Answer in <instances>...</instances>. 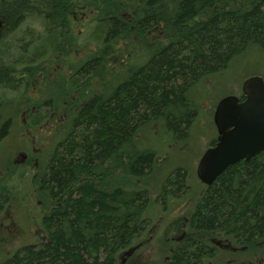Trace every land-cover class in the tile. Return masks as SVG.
Wrapping results in <instances>:
<instances>
[{"label":"trees","instance_id":"trees-1","mask_svg":"<svg viewBox=\"0 0 264 264\" xmlns=\"http://www.w3.org/2000/svg\"><path fill=\"white\" fill-rule=\"evenodd\" d=\"M252 45L264 51V0H0V116L12 137L52 149L36 184L40 236L6 264L123 259L160 214L153 194L178 196L186 178L176 168L153 184L143 140L157 121L188 131L192 88ZM188 217L164 264L212 263L224 236L263 244L264 151L227 167Z\"/></svg>","mask_w":264,"mask_h":264},{"label":"rangeland","instance_id":"rangeland-1","mask_svg":"<svg viewBox=\"0 0 264 264\" xmlns=\"http://www.w3.org/2000/svg\"><path fill=\"white\" fill-rule=\"evenodd\" d=\"M264 69V51L252 45L229 63L225 70L209 75L191 90L197 105V113L188 131L171 132L160 127L153 132L154 138L143 143L156 152L153 184L165 178L176 168L186 171L189 188L174 196L175 191L162 195L172 202L160 214L149 217L151 228L135 240L133 250L124 252L117 264H164L166 258L184 240L188 216L203 191L195 169L203 152L216 138L212 120L214 105L226 95H240L242 81ZM55 77L45 79L41 90L51 95L57 90ZM3 115L0 116V264H6L23 246L38 240L42 231L43 203L36 192L45 165V156L52 151L47 144L34 146L22 135L12 137L11 125L5 134ZM48 133L45 132L44 134ZM36 139V136H33ZM218 254L207 264H264V243L256 247L237 246L224 236L217 243Z\"/></svg>","mask_w":264,"mask_h":264},{"label":"water","instance_id":"water-1","mask_svg":"<svg viewBox=\"0 0 264 264\" xmlns=\"http://www.w3.org/2000/svg\"><path fill=\"white\" fill-rule=\"evenodd\" d=\"M241 95H226L215 105L212 120L217 136L201 155L196 175L206 185L227 167L264 151V80L259 75L245 78Z\"/></svg>","mask_w":264,"mask_h":264},{"label":"flooded vegetation","instance_id":"flooded-vegetation-1","mask_svg":"<svg viewBox=\"0 0 264 264\" xmlns=\"http://www.w3.org/2000/svg\"><path fill=\"white\" fill-rule=\"evenodd\" d=\"M3 115V114H2ZM3 117H4V120H5V122L4 123H6V120L8 119V118H6V115H3ZM7 127H8V125L6 124L5 125V134L7 133V131H8V129H7ZM183 182L182 183H184V188H183V191H182V193L181 194H183L186 190H188V188H189V185H188V182L186 181V178L185 179H183L182 180ZM213 183V182H212ZM211 183V184H212ZM204 187H203V189H205L207 186L205 185V184H203V183H201ZM210 186V185H209ZM161 187V186H160ZM160 189V188H159ZM159 194V191H157V193H155V194H153L154 196H153V201L152 202H154L155 204H157L156 205V208H157V210L158 211H161V210H164L165 208H167L172 202H170L169 201V198H164V197H161L160 195H158ZM181 194H178V196L177 197H181ZM201 195V194H200ZM199 195V196H200ZM175 196V195H174ZM198 199V198H197ZM197 201V200H196ZM195 201V202H196ZM194 205H195V203H194ZM2 209V208H1ZM1 209H0V211H1ZM188 220H189V217H188ZM183 237V236H182ZM215 244H216V246H217V243H219L220 241L218 240V241H215V240H212ZM166 260H167V258H166ZM165 260V261H166ZM165 263V262H164Z\"/></svg>","mask_w":264,"mask_h":264}]
</instances>
